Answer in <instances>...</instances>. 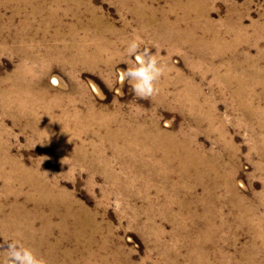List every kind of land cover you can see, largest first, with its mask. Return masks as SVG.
Masks as SVG:
<instances>
[{
	"label": "rangeland",
	"instance_id": "rangeland-1",
	"mask_svg": "<svg viewBox=\"0 0 264 264\" xmlns=\"http://www.w3.org/2000/svg\"><path fill=\"white\" fill-rule=\"evenodd\" d=\"M134 35L165 67L150 97L117 82ZM14 240L45 264H264V0H0V260Z\"/></svg>",
	"mask_w": 264,
	"mask_h": 264
},
{
	"label": "clouds",
	"instance_id": "clouds-1",
	"mask_svg": "<svg viewBox=\"0 0 264 264\" xmlns=\"http://www.w3.org/2000/svg\"><path fill=\"white\" fill-rule=\"evenodd\" d=\"M142 42L141 38L135 35L127 42L124 54L130 58V66L118 71L117 82L127 81L132 92L144 98L157 92L156 82L164 74L165 67L147 48L139 51ZM3 253L4 259L0 260V264H45L30 247L19 241L7 243Z\"/></svg>",
	"mask_w": 264,
	"mask_h": 264
},
{
	"label": "bare ground",
	"instance_id": "bare-ground-1",
	"mask_svg": "<svg viewBox=\"0 0 264 264\" xmlns=\"http://www.w3.org/2000/svg\"><path fill=\"white\" fill-rule=\"evenodd\" d=\"M141 132H143V134H142V136L144 135V138H145V140L144 141H151V142H153V143H155L154 145L156 146L155 147V150H153L152 152H150V154L152 153H156V151H160V150H163L164 148H165V146H169V148L168 147H166V149H164V151L166 152V154H165V156L164 157H166V160H167V162L170 160V159H168V158H173L174 159V161L176 160V161H179L183 166H185V168L186 167H195V169H196V167L202 162V160H201V158L200 157H198V154H196L195 152H193L191 149H190V147L189 146H187V145H183V143L182 144H180V143H177V142H175L174 140H172V143L170 142V144L168 145H166L165 143H166V141L167 140H169L170 138H169V136L167 135V134H165V133H158V131H156V132H154V133H149V131H143V130H140ZM140 131H137L136 133H141ZM120 132H121V130H120ZM161 132V131H160ZM118 134H120L119 132H118ZM137 136V135H136ZM123 138V137H122ZM128 141V143L126 142V144H125V147H127V148H129V147H132V146H135V145H141L142 143L141 142H138V141H136V140H131V141H129V140H127ZM162 141V142H161ZM163 141H165V142H163ZM168 142V141H167ZM145 144V143H144ZM148 145V144H147ZM142 146V145H141ZM140 146V147H141ZM153 146V145H152ZM143 147V146H142ZM152 148V147H151ZM168 148V149H167ZM146 149V148H145ZM125 150V149H124ZM152 150V149H151ZM143 151V150H142ZM148 154V153H147ZM149 155V154H148ZM154 155V154H153ZM165 161V160H164ZM175 161V162H176ZM206 161V160H205ZM165 164H167V163H165ZM211 164V163H210ZM209 164V165H210ZM201 165V164H200ZM201 167V166H200ZM213 167V166H212ZM203 168V167H202ZM201 169V168H200ZM204 169V168H203ZM202 169V170H203ZM207 169V168H206ZM212 170V169H211ZM214 170V169H213ZM200 171V170H199ZM215 171H216V169H215ZM203 172V171H202ZM24 175H25V173H24ZM199 175V174H198ZM26 177V176H25ZM27 179V178H26ZM29 180V179H28ZM37 180V179H36ZM36 182V181H35ZM37 184H38V182H37ZM33 185H35V184H33ZM36 186V185H35ZM44 186V185H43ZM40 186V187H36V188H34V190H35V193H37L38 194V200H40V202L42 201V202H44V201H48V200H50V201H53V200H57V195H56V193H54L53 191V189H51V188H47V185L46 186ZM46 188L48 189V190H46ZM56 192V191H55ZM28 198V197H27ZM64 198V197H63ZM60 199V198H59ZM35 200V199H34ZM33 200V201H34ZM61 200H62V198H61ZM60 200V201H61ZM37 202V201H36ZM35 202V203H36ZM49 202V201H48ZM60 202H58V204H59ZM63 203H66V202H63ZM46 204V203H45ZM51 204V202H49V205ZM52 204H53V202H52ZM62 204V203H61ZM38 205H41V204H38ZM37 205V206H38ZM55 205V204H54ZM60 205V204H59ZM67 205V204H66ZM36 206V207H37ZM55 207V206H54ZM60 207V206H59ZM69 207V206H68ZM40 208V207H39ZM67 208V207H66ZM35 209H38V208H35ZM69 209V208H68ZM15 210H16V208H15ZM54 210H55V208H54ZM53 210V211H54ZM37 211V210H36ZM52 211V212H53ZM66 211V210H65ZM14 212V211H13ZM12 212V213H13ZM15 213V212H14ZM67 213V212H66ZM71 213V212H70ZM75 214V213H74ZM17 215V214H16ZM15 215V216H16ZM65 216H66V214H65ZM70 216V215H69ZM77 216H78V214H77ZM13 217V216H12ZM11 217V220H12V226L13 225H16L17 227H20L19 229H21V228H25L26 227V229H24V231L23 232H28V234H30V239L33 241V239H34V236H35V233L37 232V230L36 231H34V229L31 227V226H28V224L26 225H24V222H21V220L18 218V217H13L12 218ZM75 217V216H74ZM76 219L78 220V218L76 217ZM24 220V219H23ZM26 220V219H25ZM28 220V219H27ZM4 221H6V219H3V222ZM29 221V220H28ZM32 221V220H31ZM79 221V220H78ZM76 222V221H75ZM29 224H31V223H29ZM49 225V224H48ZM63 225V224H62ZM33 226V225H32ZM61 226V225H60ZM64 226V225H63ZM23 230V229H22ZM43 231V230H42ZM46 231V230H45ZM48 231V230H47ZM49 232V231H48ZM42 233V232H41ZM44 233V232H43ZM46 234H48V233H46ZM22 236H25L22 232H16V237H19V238H22ZM43 236H44V234H43ZM24 240V239H23ZM46 240V239H45ZM25 241V240H24ZM39 241V240H38ZM26 242V241H25ZM43 243V242H42ZM41 243V244H42ZM50 244V243H49ZM54 246V245H53ZM36 248V247H35ZM38 251V250H37ZM38 254V253H37Z\"/></svg>",
	"mask_w": 264,
	"mask_h": 264
}]
</instances>
